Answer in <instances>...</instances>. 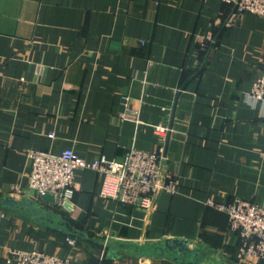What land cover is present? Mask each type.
<instances>
[{
  "label": "crops",
  "instance_id": "obj_1",
  "mask_svg": "<svg viewBox=\"0 0 264 264\" xmlns=\"http://www.w3.org/2000/svg\"><path fill=\"white\" fill-rule=\"evenodd\" d=\"M263 70L264 18L222 0H0V198L50 212L0 207V264L11 250L72 264H264L238 260L239 235L206 204L264 208V103L249 97ZM127 98L138 124L120 118ZM158 124L172 126L163 170L178 187L152 210L103 199L90 169L75 173L71 209L29 190V151L120 160L153 152Z\"/></svg>",
  "mask_w": 264,
  "mask_h": 264
},
{
  "label": "built area",
  "instance_id": "obj_2",
  "mask_svg": "<svg viewBox=\"0 0 264 264\" xmlns=\"http://www.w3.org/2000/svg\"><path fill=\"white\" fill-rule=\"evenodd\" d=\"M232 7L234 16L246 13L264 18V0H222ZM249 97L264 103V70L253 82ZM122 120L140 123L139 111L129 106L128 98L120 113ZM159 137V144L153 152L129 148L120 160H109L101 155L93 162H87L74 150L65 149L59 154L44 150H31L28 160L31 167L28 188L40 198L41 195L54 196V206L63 210L71 209L75 189V173L90 169L102 175L100 196L114 200L122 206L152 210L154 200L160 193L177 192L178 180L171 172H165L164 144L169 132L167 125L153 126ZM21 191V188H17ZM206 204L225 213L229 227L240 238L237 258L240 262L264 261V208L242 199L231 203H220L209 199ZM69 243L73 244L72 239ZM108 246V241L104 244ZM8 264H72L70 259L51 255L40 250H11Z\"/></svg>",
  "mask_w": 264,
  "mask_h": 264
},
{
  "label": "water",
  "instance_id": "obj_3",
  "mask_svg": "<svg viewBox=\"0 0 264 264\" xmlns=\"http://www.w3.org/2000/svg\"><path fill=\"white\" fill-rule=\"evenodd\" d=\"M171 124L169 126V132H168V135H167V140H166V145H167V141L169 139V136H170V132H171ZM165 145V147H166ZM165 152H166V149L164 151V155H165ZM40 200L45 202V203H51V204H54V196L51 195V194H44V195H41L40 196ZM25 206V207H28L30 209L31 212H33L35 215L37 216H41V215H44V214H49L50 212H42V213H39V208L40 206L36 203H33L31 201H27L26 199H23L21 201H18V200H15L13 197H10V196H6L4 198H0V207H10V208H18L19 206ZM65 207L67 208V205H65ZM122 247L125 246V244H120ZM110 247H112V249H116L117 250V245L116 244H110L109 245ZM135 247H137V245H134ZM170 244L169 242H166V248H170ZM164 247H161V251H162V255H164V251L165 249Z\"/></svg>",
  "mask_w": 264,
  "mask_h": 264
},
{
  "label": "trees",
  "instance_id": "obj_4",
  "mask_svg": "<svg viewBox=\"0 0 264 264\" xmlns=\"http://www.w3.org/2000/svg\"><path fill=\"white\" fill-rule=\"evenodd\" d=\"M56 210L58 211L59 209L56 208ZM59 216H60L61 219H63V216H61V214H59ZM75 237H76V235H75ZM262 262H264V261H262Z\"/></svg>",
  "mask_w": 264,
  "mask_h": 264
},
{
  "label": "rangeland",
  "instance_id": "obj_5",
  "mask_svg": "<svg viewBox=\"0 0 264 264\" xmlns=\"http://www.w3.org/2000/svg\"><path fill=\"white\" fill-rule=\"evenodd\" d=\"M76 233H78V232L76 231ZM82 236H83V235H82ZM76 237H80V236H76ZM72 240L75 242V240H74V239H72ZM73 244H74V243H73ZM215 264H219V263H216V262H215Z\"/></svg>",
  "mask_w": 264,
  "mask_h": 264
}]
</instances>
